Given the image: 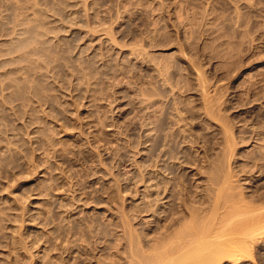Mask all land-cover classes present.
Segmentation results:
<instances>
[{
    "label": "rangeland",
    "instance_id": "rangeland-1",
    "mask_svg": "<svg viewBox=\"0 0 264 264\" xmlns=\"http://www.w3.org/2000/svg\"><path fill=\"white\" fill-rule=\"evenodd\" d=\"M227 197L264 205V0H0V264H264Z\"/></svg>",
    "mask_w": 264,
    "mask_h": 264
},
{
    "label": "bare ground",
    "instance_id": "bare-ground-1",
    "mask_svg": "<svg viewBox=\"0 0 264 264\" xmlns=\"http://www.w3.org/2000/svg\"><path fill=\"white\" fill-rule=\"evenodd\" d=\"M228 133H229V132H228ZM228 133H227V134H228ZM231 137H232V136H231ZM228 140H229V138H228ZM233 142H234V141H233ZM227 145H228V144H227ZM228 146H229V145H228ZM233 146H234V145H233ZM227 148H228V147H227ZM171 152H172V151H171ZM229 155H230V154H229ZM228 158H229V157H228ZM226 170H227V169H226ZM230 170H231V169H230ZM164 171H165V170H164ZM228 172H229V171H228ZM229 173H230V172H229ZM229 173H228V174H229ZM236 175H237V174H236ZM230 177H231V176H230ZM225 179H226V177H225ZM227 179H228V177H227ZM228 180H229V179H228ZM224 181H226V180H224ZM224 181H223V183H225ZM226 182H227V181H226ZM222 185H224V186L226 187V186L229 185V184L226 183V185H225V184H222ZM217 186H218V185H217ZM224 186H223V188L221 187V188H222L221 191H223ZM162 187H163V186H162ZM229 187H230V186H229ZM226 189H227V188H225V191H226ZM228 190H229V188H228ZM166 191H167V190H166ZM173 191H174V190H173ZM221 191H220V192L218 191V193L220 194ZM171 192H172V191H171ZM174 192H175V191H174ZM223 192H224V191H223ZM164 193H165V192H164ZM218 193H217V194H218ZM225 193H226V192H225ZM174 194H175V193H174ZM174 194H173V196H175ZM215 194H216V193H215ZM217 194H216V197L218 196V198L220 199L221 196H220V195H217ZM223 195H224V194H223ZM231 195H232V194H231ZM219 196H220V197H219ZM226 196H227V195H226ZM233 196H234V195H233ZM165 197H166V196H165ZM234 197H235V196H234ZM173 199H174V198H173ZM227 199H229V198L227 197L226 199H224V200L222 199V200H223V202H226V203H228V204H229V203H231V204L234 203V206L232 205V207H230L231 204H230V206H229L228 204L224 203V205L226 204L224 207H227V208L232 209L234 214L232 213V211H230V209H229V210L227 209V211H230L231 214L228 213V212H226V211L224 212V211H223V210L225 209L224 207H223L224 209H220V210H222V211L224 212V214H225V213H228V214H230V216L228 215V219H227L228 221H227V220H224V221H226V223H225L223 220H222V221L220 220V219H224V217H223V213H221L222 216H221V218H220L219 220H220L222 223L224 222V224L219 223L218 225L221 224V226L223 227V226L226 224V226L229 227V228H228L229 230H227V234L230 235V232L232 233V231H230V230H233V229H231L230 227H232L234 224H236V223H234V222L237 221L239 218H241V216L238 217V218H235L237 215H235V211H234V210H236V211L238 210V211H237L238 214L240 213L239 210H240V211H241V210L243 211V209H241V208H242V207H241L242 205L240 206V209H239V208H236V206H237V205H240L239 203H240V202H243V201H241V199H240V200L238 199L237 201H235V199H234L233 201H235V202L232 203V201L229 202V200H230L231 198H230L229 200H227ZM232 199H233V198H232ZM232 199H231V200H232ZM217 201H218V199H217ZM217 201H214V204H213V208H214L213 211H214V214H215V219H214V221H216V218H218V217H217L218 214H220L217 210H218L219 208H222L220 205L223 206V203L221 202V199H220V204H219V202H217ZM227 201H228V202H227ZM238 201H240V202H238ZM215 202H216V204H215ZM236 202H237L238 204H235ZM194 203H195V202H194ZM221 203H222V204H221ZM243 203H244V202H243ZM227 205H228L229 207H228ZM235 205H236V206H235ZM196 206H197V205H196ZM243 206H244V205H243ZM249 206H250V204H249ZM233 207H235V209H233ZM237 207H239V206H237ZM245 207H246V205H245ZM245 207H244V208H245ZM247 207H248V206H247ZM253 207H254V206H253ZM255 208H256V207H255ZM255 208H254L255 211L252 210V208H251V210H252L253 212H257V214H256V213H253V212H251V211H249V210H250L249 208H248L249 210H247V211L244 210L245 212L243 211V214L245 215V213H247V212H248V214H251V213H252L251 216L249 215V216H250V219H251V218L253 219V218L256 217V215H257L256 218H258V221H259V220H260V217L258 216V214H259V215H262V212L264 213V210L261 212L262 208H264V205H262V206L259 207V208L257 207L258 209H261L260 211H258V210L256 211ZM225 210H226V209H225ZM195 211H196V210H195ZM242 211H241V212H242ZM216 212H218L217 215H216ZM237 212H236V213H237ZM249 212H251V213H249ZM258 212H259V213H258ZM260 213H261V214H260ZM221 214H220V215H221ZM243 214L241 213V215L243 216V218H241L242 221L239 219V220H238V223H239V221H240V224H241V223H244V225H247V224H245V223H247L245 220H248V219H249V218H248L249 216L246 215V216H247V217H246V216H244ZM254 214H255V216H252V215H254ZM212 215H213V214H212ZM231 215H232V216H231ZM233 215H234V216H233ZM195 216H196V215H195ZM238 216H239V215H238ZM213 217H214V216H213ZM229 217H230V218H229ZM232 217H233L234 219H233V221L230 220L231 222H233V224L230 222L231 225H232V226H231L228 222H229V219H231ZM244 217H245L246 219H245ZM261 217H263V218L260 220V223L263 224V223H264V214H263V216H261ZM193 218H194V217H193ZM211 218H212V217H211ZM225 218H227L226 214H225ZM252 219L250 220V222L248 221V222H249L248 225L252 224V222H253ZM209 220H210V219H209ZM219 220H217V222H218ZM243 220H244V222H243ZM256 220H257V219H256ZM254 221H255V220H254ZM193 222H194V221H193ZM197 222H198V221H197ZM208 222H210V221H208ZM184 223H185V222H184ZM213 223H214V222H213ZM213 223H212V224H213ZM256 223H257V222H254V225H253V224L251 225L252 228H253V230H252V228H251L250 226L247 225V228L250 227V229H249V228H248V229L246 228V230L244 231V227H243V230H241V228L239 227L240 230L237 231V232L239 233V235H238L237 233H235V232H234L233 234H231V235L236 234V237H238V238H236L235 236H233L235 239H237L235 242L240 241V243H241V241L244 242L245 240H247V239H248V240H249V239H252L253 237H254L255 240H257V238H256L257 236H256V235H259V234H260V236H261V233L264 232V231H263L264 229L262 230V228H263L264 226H262V225L260 226V225H259L260 228H256ZM204 224H205V223H204ZM212 224H211V226H212ZM215 224H216V223H214L213 225L215 226ZM227 224H229V225H227ZM258 224H259V222H258ZM209 225H210V223H209ZM216 225H217V224H216ZM244 225H242V226H244ZM263 225H264V224H263ZM192 226H194V225H192ZM211 226H210V229H211ZM226 226H224L223 228H225ZM236 226H238V225H236ZM242 226H241V227H242ZM253 226H254V227H253ZM188 227H189V226H188ZM257 227H258V225H257ZM193 228H194V227H193ZM213 228H214V231L210 232V234L208 233V232H209L208 230H205V231H204L203 229L200 230V228H196V229H199V230H197V231L194 232V233L191 232L190 234H188V236L186 235L185 240H189V241H191L190 244H191L192 242L195 244V245L191 244V246H194V247L198 246V247H197V248L191 247L190 244H188L189 242L186 243V242H187V241H186L185 244H186L187 246L189 245L190 247L187 248V251H184V250L182 249L184 252L181 250V248H183L182 246H183L184 243L181 244L182 246H181V245L179 246L180 248L178 247L179 250L176 249V248H174V249H172V250H171V249L166 250V249H168V248L164 247L163 244H165L166 241H165V239H163V240L161 241V242H162L161 244L163 245V247H162V249L158 250V251H159V252H158V253H159V256L164 257L165 261H166V258H170V259L173 260V259H174V258H173L174 256H175V259H176V256L178 257V253H181V254H179L180 258H181L182 256H184L183 258L186 259V256H187V258L190 257V259H191V257H193L192 259H194V257H197L196 259H198V257H200V259H202V258L204 257V254H205L206 252L204 251V252H205V253H204V252L202 251L204 247H203V248H202V247L200 248L199 245H200V244L202 245L203 243H206V244H207L208 241H210L209 237H211V238L214 237V239L212 240V241L214 242V240H215V235H217V234H219V233L222 235V237L224 236V235L222 234V232H224V231H222V230H225V229H222L221 227L219 228V226H218V228L212 226V229H213ZM226 228H227V227H226ZM232 228H236V227L233 226ZM237 228H238V227H237ZM237 228H236V230H238ZM258 229L261 230V231H259ZM186 230H187V229H186ZM192 230L195 231L194 229H192ZM192 230H191V231H192ZM180 231H181V230H180ZM218 231H219V232H218ZM228 231H230V232L228 233ZM234 231H235V229H234ZM258 231H259V232H258ZM181 232H182V231H181ZM187 232H190V231L187 230ZM213 232L215 233L214 235H213ZM225 232H226V231H225ZM225 232H224V233H225ZM243 232H244V233H243ZM257 232H258L259 234H256ZM178 233H179V235L181 234L180 232H178ZM185 233H186V231H185ZM216 233H217V234H216ZM176 235H177V234H176ZM225 235H226V234H225ZM228 235L225 237L227 241H228L229 238H230V237L227 238ZM231 235H230V236H231ZM240 235H241V236H240ZM177 236H178V235H177ZM177 236H176V237H177ZM181 236L183 237L184 235L181 234ZM219 236H220V235H219ZM219 236H217V239L215 240L216 242L218 241V242H217V245L215 246L216 242H214L215 244L213 245V246H215V248L217 247V249L212 250L213 253H212V256H210V257H212V258L215 257L216 259H217V256H219V253H222V252H223L224 254H226L224 251L226 250L225 248L227 247V245L225 244V243H227V242H224V241H225V238H223L224 240H223V239H220V240H219V238H218ZM262 236H263V234H262ZM178 237H180V236H178ZM178 237H177V238H178ZM220 237H221V236H220ZM183 238H184V237H183ZM183 238H179V239L182 240ZM187 238H189V239H187ZM207 238H208V241H207ZM231 238H232V237H231ZM234 238H233V240H232V242L234 243L233 246L235 245L237 248H236V247L233 248V246H232V249H231V248L228 249V250H231V252H232V250H235V251H236L237 249L239 250V244H240V243H239L238 245H236L237 243L234 242V240H235ZM168 239H169V238H168ZM242 239H243L244 241H243ZM173 240H174V239H173ZM248 240H247V243H245V244H247L248 246H250L251 243H248V242L251 241V240H249V241H248ZM255 240L252 239L253 243H255ZM261 240H262V239H261ZM175 241H176V240H175ZM252 241H251V242H252ZM257 241H258V240H257ZM232 242H231L230 244H232ZM245 242H246V241H245ZM169 243H170V241H169ZM175 243H176V242H175ZM209 243L213 244L211 241H210ZM218 243H219V245H218ZM228 243H229V241H228ZM167 244H168V243H167ZM211 244H210V245H211ZM230 244H229V246H230ZM241 244H242V243H241ZM249 244H250V245H249ZM256 244H257V243H256ZM170 245H171V244H170ZM186 245H184V247H187ZM242 245H243V244H242ZM242 245H240V246H242ZM253 245H254V244H253ZM165 246H167V245H165ZM204 246L206 247V245H204ZM207 246H208V245H207ZM243 246H245V245H243ZM251 246H252V245H251ZM167 247H168V246H167ZM209 247H210V246H209ZM211 247H212V245H211ZM165 248H166V249H165ZM189 248H190V249L193 248V250H192L193 252L189 251ZM199 248H200V249H199ZM228 248H229V247H228ZM245 248L248 249V250H247V251L244 250ZM210 249H211V248H209V251H208V250H206V251H208V253H209V252H210ZM219 249H220V250H219ZM249 249H250V247H249V248H248V247H243V248H242V250H244V251H243V254L246 253V252L248 253ZM251 249H252V248H251ZM176 250H177V251H176ZM180 250H181V251H180ZM204 250H205V248H204ZM223 250H224V251H223ZM228 250L226 251V252H227V255L230 253V252H228ZM240 250H241V247H240ZM188 251L191 252L190 255H189V252H188ZM235 251H233V252H235ZM182 252H183V253H182ZM185 252H186V253H185ZM187 252H188V255H186ZM236 252H237V251H236ZM240 252H241V251H240ZM250 252H251V251H250ZM176 253H177V255H176ZM216 253H217L218 255L213 256V254L215 255ZM223 253H222V255H223ZM231 254H233V253H231ZM206 255H209V254H206ZM210 255H211V254H210ZM238 255H239V254H238ZM250 255H251V253H250ZM159 256H158V258H159ZM188 256H189V257H188ZM201 256H202V257H201ZM229 256H230V255H229ZM246 256H247V255H246ZM208 257H209V256L206 257V261H207V258H208ZM220 257H221V256H220ZM220 257H219V258H220ZM237 257H239V256H237ZM242 257H243V256H242ZM212 258H211V259H212ZM222 258H224V256H222ZM233 258H234V257H233ZM159 259H160V258H159ZM190 259H189V261H187V262H190ZM196 259H195V261H197ZM162 260H163V259H162ZM176 260H177V259H176ZM176 260H173V261L176 262ZM180 260H181V259H180ZM182 260H184V259H182ZM202 260H203V259H202ZM208 260H209V259H208ZM238 260H239V259H238ZM158 261H159V260H158ZM169 261H170V260H169ZM198 261H199V262L196 263V264L203 263V261L200 262L201 260H199V259H198ZM209 261H210V260H209ZM215 261H216V260H215ZM215 261H214V262H215ZM217 261H218V259H217ZM167 262H168V261H167ZM167 262H166V264L171 263V262H169V263H167ZM180 262H183V261H180ZM180 262H179V264H182V263H180ZM185 262H186V261H185ZM187 262H186V263H187ZM212 262H213V260L211 261V263H212ZM141 263H142V261H141ZM152 263H153V262H152ZM152 263H151V264H152ZM164 263H165V262H164ZM172 263H173V262H172ZM172 263H171V264H172ZM183 263H184V262H183ZM192 263H193V262H192ZM194 263H195V262H194ZM194 263H193V264H194ZM204 263H205V262H204ZM209 263H210V262H209ZM211 263H210V264H211ZM216 263H217V262H216ZM143 264H144V263H143ZM145 264H146V263H145ZM154 264H155V263H154ZM175 264H178V262L175 263ZM205 264H206V263H205ZM207 264H208V263H207Z\"/></svg>",
    "mask_w": 264,
    "mask_h": 264
}]
</instances>
